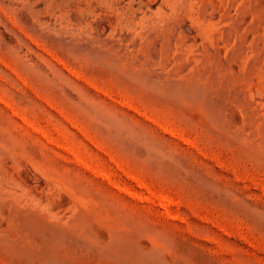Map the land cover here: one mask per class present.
<instances>
[{"label": "rangeland", "instance_id": "rangeland-1", "mask_svg": "<svg viewBox=\"0 0 264 264\" xmlns=\"http://www.w3.org/2000/svg\"><path fill=\"white\" fill-rule=\"evenodd\" d=\"M0 264H264V0H0Z\"/></svg>", "mask_w": 264, "mask_h": 264}]
</instances>
